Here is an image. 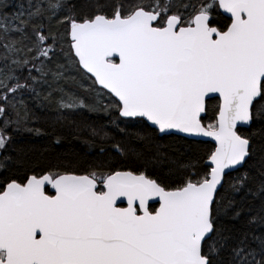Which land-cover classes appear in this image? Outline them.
<instances>
[{
    "label": "snow or ice",
    "instance_id": "1",
    "mask_svg": "<svg viewBox=\"0 0 264 264\" xmlns=\"http://www.w3.org/2000/svg\"><path fill=\"white\" fill-rule=\"evenodd\" d=\"M0 264H264V0H0Z\"/></svg>",
    "mask_w": 264,
    "mask_h": 264
},
{
    "label": "trees",
    "instance_id": "2",
    "mask_svg": "<svg viewBox=\"0 0 264 264\" xmlns=\"http://www.w3.org/2000/svg\"><path fill=\"white\" fill-rule=\"evenodd\" d=\"M98 2L103 4L106 3V0H98ZM219 19L222 21L223 17ZM82 118L94 123L102 122L97 116L88 113H85ZM36 127H40V125H36ZM45 131L48 134L40 136L27 133H14L13 143L9 145V149L14 150L22 146L31 147L38 152H43L46 159H59L65 162L70 168L75 169L78 174H84L90 170L89 163L96 158L99 153V147L90 146L85 142L90 138L87 131L77 128L58 129L56 135L61 137L59 144L54 142L56 136L51 134L50 129H45ZM113 135L115 134L113 133ZM116 139H119L118 135H116ZM105 146L110 147V142L106 141ZM209 146H212L211 142ZM108 155L112 160L116 161L117 166H137V161L132 156L121 158L113 151H109Z\"/></svg>",
    "mask_w": 264,
    "mask_h": 264
},
{
    "label": "water",
    "instance_id": "3",
    "mask_svg": "<svg viewBox=\"0 0 264 264\" xmlns=\"http://www.w3.org/2000/svg\"><path fill=\"white\" fill-rule=\"evenodd\" d=\"M205 139H209V138H205ZM212 143V142H211Z\"/></svg>",
    "mask_w": 264,
    "mask_h": 264
}]
</instances>
